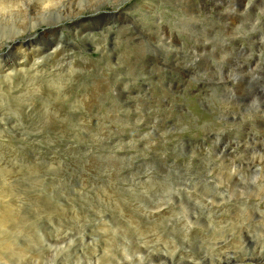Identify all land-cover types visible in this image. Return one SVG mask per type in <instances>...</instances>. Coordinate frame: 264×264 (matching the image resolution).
Instances as JSON below:
<instances>
[{
    "label": "rangeland",
    "instance_id": "1",
    "mask_svg": "<svg viewBox=\"0 0 264 264\" xmlns=\"http://www.w3.org/2000/svg\"><path fill=\"white\" fill-rule=\"evenodd\" d=\"M165 1L182 9L177 0ZM165 1H129L134 23L125 10L113 12L118 0H79L74 8L85 15L79 21L0 52V264H55L54 255L78 240L83 247L61 264H141L133 241L154 232L164 237L161 248L171 240L185 259L176 264L227 257L257 264L264 256V178L252 185L243 177L246 188L214 186V178L225 176L213 168L225 170L219 158L205 155L216 152L202 126L211 111L200 81L154 55L150 33L159 39L156 26L174 19ZM207 1L191 0L200 8ZM243 1L245 10L257 1L264 6V0ZM59 9L1 16L0 39L58 20ZM98 9L105 12L89 14ZM152 11L162 13L163 22ZM262 15L256 11L251 21L263 22ZM180 31L186 43L202 46L197 32ZM257 44H250L253 61L264 64ZM166 55L179 62L177 54ZM175 74L182 75L181 87ZM224 120L214 119L232 131L227 142L234 144L237 130ZM204 178L214 187L198 182ZM159 206L160 212H149ZM144 213L155 221L149 229Z\"/></svg>",
    "mask_w": 264,
    "mask_h": 264
},
{
    "label": "bare ground",
    "instance_id": "2",
    "mask_svg": "<svg viewBox=\"0 0 264 264\" xmlns=\"http://www.w3.org/2000/svg\"><path fill=\"white\" fill-rule=\"evenodd\" d=\"M78 1L79 0H0V17L15 14L18 17L20 16L22 18H26L30 17L29 15L32 16L33 13L42 10L44 7L51 5H57L58 8H60L59 12H61L59 19L52 23L40 25L27 31H23L19 36H14L8 39H0V52L4 48L16 49L18 42L25 39H27V41H32L36 38L43 39L47 33L57 30V26L59 24L61 25L65 23L70 26L71 20L79 21L84 14L76 12L77 9L74 8L78 4ZM118 1L120 2L112 9L113 12L125 10V17L135 23L133 14L129 11L132 9V7L129 6V4H132L129 2L131 0ZM156 1L162 2L165 0ZM177 1L182 4V9L174 8L167 1L163 3V6L167 11L170 12L171 10H174L173 14H171L174 18L173 22L169 26L162 28L160 26H156V28H158V33H160L159 39L155 40L154 36L151 37L153 32L149 35L150 38H152L150 39L151 42L153 41L155 49L154 55L157 56V60L161 63L167 66H173L181 73L187 72L188 74L195 76V78L200 81L199 83L203 92L205 106H209L208 109L211 111H209L211 114L208 113L203 117L202 126L204 128L205 139L209 142L210 146H212V150L213 152H216L217 156L214 153L205 155L212 159L219 158L218 160H220L219 162H222L223 169L225 170V172H222L220 170L222 169L220 166V169L216 167L213 168L212 172L214 175L218 172L219 174L222 173L225 176L224 181H222L221 178H214V186L217 185L219 186L218 188L221 187L223 190L230 189L233 186L246 188L250 185L244 183L242 179L247 176H249L252 180V185L254 183L260 184L262 181L260 178L258 179V176L260 175L264 178V64L260 62V58L258 57V60L253 61V58L256 56L252 55L253 52L250 48V44L257 42V50H255V53H260V57L264 55V27L262 26V24L264 25V21L259 22L258 24L251 21V17L256 11H260L261 14H263L262 16H264L263 3L261 1H257L252 4L250 3V8L245 10L246 7H244V5L248 6V3L243 0H210L205 2L203 5L204 7L201 8L193 4L191 0ZM209 3L211 8L207 9L206 6H208ZM200 9L201 11H199ZM104 12L105 10L98 9L90 12L89 14L99 16ZM152 14H155L157 21L160 20L163 22L162 13L152 11ZM31 20L32 19H30V21ZM138 26L140 27L139 29L147 32L146 29H143L140 25ZM177 28L183 29L184 33L187 32L189 35L191 34L190 36L197 32L199 34L197 38H202V46L199 48L198 45L195 46L194 43L192 45L186 43L184 39L185 37L183 38L181 36V31L179 34L176 33ZM254 30H256V33ZM167 34L169 36H167ZM179 38H181V41ZM87 42L88 41H86V43ZM58 45H60V43ZM247 45L248 47H246ZM55 47L56 46H54V48ZM252 47L254 46L252 45ZM166 52H173L174 54H177L176 56L178 57L177 60L179 62H174L173 58L167 57ZM180 52L184 54L183 58L180 57ZM187 56H189L190 60L186 59ZM250 58L251 61L248 62ZM47 62H49L48 59ZM149 75L150 73L148 71L147 76ZM175 75L179 79L175 85H177V87H181L183 84L182 75ZM147 78H144V80ZM213 83L218 84V88L213 89L209 85ZM126 99L128 98L126 97ZM191 111L193 110L191 109ZM217 117L226 118L229 126L234 127L237 130V133H235V136H237L235 139L237 140H235L234 144L227 142L229 137L231 138L233 136V134L230 133L232 131H230L229 128H223L224 126L222 122H215L214 119ZM251 123H255L256 126L254 127L253 125L252 127ZM226 127L228 126L226 125ZM200 128L202 129V127ZM229 165H231V167ZM228 166L230 168H228ZM208 180L210 181V179ZM209 181H206L204 178V180H199L198 182L203 185H211L209 184ZM232 182H235V185L232 186ZM259 187H261V185ZM246 203L247 202L245 201L240 202L242 205H246ZM251 204L256 207V204L253 202L248 203L247 205L250 206ZM162 209L163 208L159 206L149 212H160ZM144 216L149 224L146 223L143 224V226L149 229L155 221H149V216H151L150 213L148 215H145L144 213ZM235 219H238V217ZM212 221L216 222L214 217ZM241 229H239V231ZM163 238L162 234L154 232L148 237H140L133 241L135 246L139 247L141 250V264H176L177 262H183L185 260L184 258H179V251L175 249L171 240H169V243H167L165 248H161V241ZM84 244L85 243L81 240H78L75 244L65 245L54 255L55 264H61L64 259L74 258L75 253L72 249H77L78 246L83 247ZM69 252L72 254L69 255ZM93 256L92 258H94ZM245 261L244 257H227L225 259H221V261L213 262V264H242L245 263ZM254 261L257 262V264H263L264 256L258 255Z\"/></svg>",
    "mask_w": 264,
    "mask_h": 264
},
{
    "label": "water",
    "instance_id": "3",
    "mask_svg": "<svg viewBox=\"0 0 264 264\" xmlns=\"http://www.w3.org/2000/svg\"><path fill=\"white\" fill-rule=\"evenodd\" d=\"M102 22V21H101ZM105 23V22H104Z\"/></svg>",
    "mask_w": 264,
    "mask_h": 264
}]
</instances>
